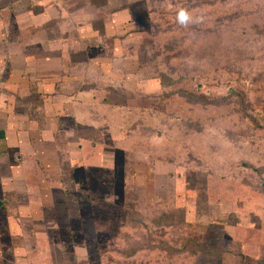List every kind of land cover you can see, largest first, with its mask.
<instances>
[{
  "label": "rangeland",
  "instance_id": "1",
  "mask_svg": "<svg viewBox=\"0 0 264 264\" xmlns=\"http://www.w3.org/2000/svg\"><path fill=\"white\" fill-rule=\"evenodd\" d=\"M52 1L0 17L31 27L28 53L66 42L56 64L14 66L40 113L22 188L12 169L0 194V264H264V0H55L61 17H35Z\"/></svg>",
  "mask_w": 264,
  "mask_h": 264
},
{
  "label": "crops",
  "instance_id": "2",
  "mask_svg": "<svg viewBox=\"0 0 264 264\" xmlns=\"http://www.w3.org/2000/svg\"><path fill=\"white\" fill-rule=\"evenodd\" d=\"M21 0H0V17L6 15L10 18L14 17V12L16 9V4ZM25 2H35L39 3V7L43 5V2L48 0H23ZM55 0L51 3L45 5V7L50 6L49 9L39 10L35 17H40L44 20L54 19L55 17H61L64 14V9L62 6L58 5ZM75 14L69 15L65 14V17H71L75 19ZM46 18V19H45ZM76 26H80L76 23ZM35 29L39 31V26H34ZM90 25L83 29V32H87L90 29ZM26 28H31L30 26H17V25H5V23H0V66H2V72L0 78H2V84L0 85V194L8 192L10 187V171L16 170L14 175H12V180L14 186H19L22 188L23 177L28 175L24 173V152L25 146L29 143L30 132H34V139L36 138L37 128L39 123V105L28 103V98L26 99L25 93L26 89L22 88L25 84L23 81V73L21 70L14 68V66L25 65L28 63L30 57L35 58V63L43 64H56L58 54L55 53L57 47H62L66 42L59 43L57 46L53 47V43L40 41L32 42L36 48L35 52L28 53L26 47L30 45L24 42L19 33L26 31ZM58 29L59 31L65 32L64 27L57 25L51 27ZM48 29V28H46ZM46 32V30H43ZM42 32V30L40 31ZM82 30L78 38H82ZM16 34L13 37L11 34ZM45 49L46 51H42ZM1 70V71H2ZM21 86V87H20ZM22 88V89H21ZM39 94V92H37ZM32 95V94H31ZM29 97V96H28ZM21 100V101H20ZM28 103L30 108L29 112L26 111L24 102ZM33 109V111H32ZM33 112V117H30V112ZM37 111V113H36ZM26 129L29 130L28 136L26 134ZM33 139V140H34ZM37 139V138H36ZM36 141H34L35 143ZM30 156V155H29ZM8 182V183H7ZM19 192V191H18ZM6 199L0 195V210L4 209L6 206Z\"/></svg>",
  "mask_w": 264,
  "mask_h": 264
},
{
  "label": "clouds",
  "instance_id": "3",
  "mask_svg": "<svg viewBox=\"0 0 264 264\" xmlns=\"http://www.w3.org/2000/svg\"><path fill=\"white\" fill-rule=\"evenodd\" d=\"M191 16L188 12L187 9L185 8H181L178 13H177V21L181 24V25H187L190 21H191Z\"/></svg>",
  "mask_w": 264,
  "mask_h": 264
},
{
  "label": "trees",
  "instance_id": "4",
  "mask_svg": "<svg viewBox=\"0 0 264 264\" xmlns=\"http://www.w3.org/2000/svg\"><path fill=\"white\" fill-rule=\"evenodd\" d=\"M160 81L163 86H171V83L176 82L165 74H160Z\"/></svg>",
  "mask_w": 264,
  "mask_h": 264
}]
</instances>
